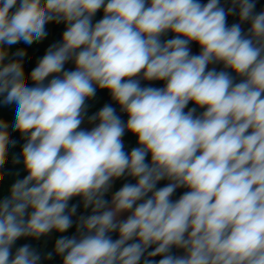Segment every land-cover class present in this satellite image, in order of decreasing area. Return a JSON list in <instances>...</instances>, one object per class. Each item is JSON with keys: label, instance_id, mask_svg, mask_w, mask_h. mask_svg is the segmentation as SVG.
<instances>
[{"label": "clouds", "instance_id": "obj_1", "mask_svg": "<svg viewBox=\"0 0 264 264\" xmlns=\"http://www.w3.org/2000/svg\"><path fill=\"white\" fill-rule=\"evenodd\" d=\"M49 23L64 24L62 38L26 75L27 50L12 48L43 41ZM98 90L126 122L112 104L88 114ZM0 105L15 106L0 119V182L12 132L24 141L12 163L26 173L0 198V264L54 255L62 264H264L256 0H0ZM126 133L136 137L130 150ZM127 178L135 183L112 192ZM52 233L44 255L30 244L13 251Z\"/></svg>", "mask_w": 264, "mask_h": 264}, {"label": "trees", "instance_id": "obj_2", "mask_svg": "<svg viewBox=\"0 0 264 264\" xmlns=\"http://www.w3.org/2000/svg\"><path fill=\"white\" fill-rule=\"evenodd\" d=\"M230 17L231 16H229V18ZM64 30H65V26H64L63 23H61V24L53 23V39L55 41H60L61 38H62V34H63ZM172 35L173 34L169 33L166 37H164V39L171 38ZM18 44L19 45L17 46V48H19V49L23 48V49L27 50V55L23 58L24 59L25 73L27 75L28 73L31 72V70L34 67H36L34 62H33V59H32V56H33V53H34L35 50L30 45H27V44H25L23 42H20ZM96 95L104 96L106 98L108 104H112V106L117 109L118 114L121 115V118L126 122L127 115L123 114V113H119L118 105H116V104H114L112 102L110 94L106 90H98ZM5 108H6L5 105H0V119H6V120L10 121L12 119V116L5 112ZM11 137H12V139L16 140L17 143H16L15 147H10L9 148V153H10L11 156L18 155L19 152L21 151L23 140L21 139V136H20V134L18 132H12L11 133ZM124 140H125L126 149L130 150V147L133 146L134 136L131 135L130 133H126L125 137H124ZM15 170H20V173H19V175L17 176L16 179H22L24 177V175H26V173H24L20 169L19 165H14V164L9 165L4 170L6 175H5L4 179H3V181L0 182V191L6 190L5 194H1L0 195V198H3L4 196H6L8 194V190L10 189L11 185L15 182V181L11 182V181L8 180V174L13 172V171H15ZM126 182H131V180H127ZM184 191H186V189H178L177 192L174 194L173 199H177ZM79 202H80L79 198H74L70 203L79 204ZM78 211H81L82 213H84V215H87V214L90 213V209L89 210H83L82 207H78ZM74 219H75V217H74ZM74 231H75V229L73 227V229H70L69 232L65 233L64 235L71 236V235L74 234ZM59 235L60 234L55 233V238L53 240V246H54L55 239L58 238ZM112 236H113V239L118 238L117 234H115V233H113ZM173 252L176 253V249H173ZM155 259L158 260V259H160V257H156ZM51 263L52 264H62V260H61L60 257L54 255L53 258L51 259Z\"/></svg>", "mask_w": 264, "mask_h": 264}, {"label": "crops", "instance_id": "obj_3", "mask_svg": "<svg viewBox=\"0 0 264 264\" xmlns=\"http://www.w3.org/2000/svg\"><path fill=\"white\" fill-rule=\"evenodd\" d=\"M228 4L229 3H224V6L227 7ZM261 10H264V8H262ZM102 15H103L102 11L98 12L96 14V16L94 17V22L101 19ZM229 19L232 21V23L238 22V18L235 16H231ZM242 27L246 30L248 25L245 24ZM46 31H47L48 35L43 41L34 42L32 45H30L35 50L33 53V56H32V59H33L35 66L37 65L38 61L42 58V56L44 55L47 48L50 45L59 42V41H55L53 39V23H49L48 25H46ZM18 45L19 44L13 46V48H12L13 52H15L17 49H19V48H17ZM190 47H191L192 54H198V52H197L198 45L197 44L192 43ZM65 67L67 69H71V68H73V65L71 63H68L65 65ZM211 67H213V65H209V68H211ZM141 83L144 86H147V85H151L154 87H163L164 86V82H162V81H152V82L142 81ZM88 104H89L88 114L92 115V114L98 112L105 104H108V102L104 96L96 95L94 99L88 101ZM193 106L194 105H192L191 103L188 105L189 108H191ZM199 111H202V109H198V112ZM85 126L91 127L90 125H85ZM23 143H24V141H23ZM135 146H136V137L134 136L133 147H135ZM127 180H132V178H127L126 180L125 179L117 180L114 183L112 192L119 190V188L122 187V185ZM77 198H79V197H77ZM106 199L110 200L111 199L110 195L107 196ZM77 215H78V211H77ZM126 215L127 214H123L122 218L126 217ZM54 238H55V233H52L51 236H49V237H42L39 240H35L32 238H21L20 240H18L16 242V245L14 246L13 251H15V248L20 247L24 244H30L31 246L36 248L39 252H41V254H46L47 252H49L53 249ZM176 254H180L178 252V250H176ZM48 261H49V264H52L51 260H48Z\"/></svg>", "mask_w": 264, "mask_h": 264}, {"label": "built area", "instance_id": "obj_4", "mask_svg": "<svg viewBox=\"0 0 264 264\" xmlns=\"http://www.w3.org/2000/svg\"><path fill=\"white\" fill-rule=\"evenodd\" d=\"M200 2L201 3H207V0H200ZM230 2V0H221V3L222 4H224V3H229ZM262 8H264V0H256V11L257 12H259V11H261V9ZM228 24L229 25H231L232 24V21L228 18ZM199 51H200V49H199V46H198V48H197V52H198V54H199ZM213 67H216L217 68V70H220L221 68H222V65H213ZM133 147V146H132ZM132 147H130V149L132 148ZM13 163H12V156L10 155V153H9V159H8V161L6 162V164H5V167H4V170L9 166V165H12ZM131 183H135V180L134 179H132L131 180ZM42 255H44V254H42ZM42 264H49V261L48 260H44V261H42Z\"/></svg>", "mask_w": 264, "mask_h": 264}, {"label": "rangeland", "instance_id": "obj_5", "mask_svg": "<svg viewBox=\"0 0 264 264\" xmlns=\"http://www.w3.org/2000/svg\"><path fill=\"white\" fill-rule=\"evenodd\" d=\"M5 112H6L7 114L11 115L12 118H13V116H14V112H15V106H14V105L6 106V108H5ZM17 172L20 173V170H15V171L9 173V174H8V180L11 181V182L15 181L16 178H17V176H18V175H17ZM166 183H167L166 181H162V182H160V184L158 185V187H162V186H164ZM0 192H1L0 195H1V194H5L6 190H2V191H0ZM81 214L84 215V213H82L81 211H78V215H81Z\"/></svg>", "mask_w": 264, "mask_h": 264}]
</instances>
